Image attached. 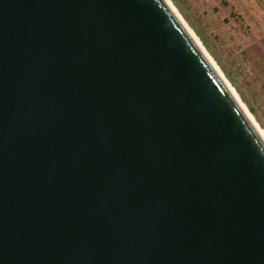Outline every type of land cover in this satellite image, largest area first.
Instances as JSON below:
<instances>
[{"label": "water", "instance_id": "water-1", "mask_svg": "<svg viewBox=\"0 0 264 264\" xmlns=\"http://www.w3.org/2000/svg\"><path fill=\"white\" fill-rule=\"evenodd\" d=\"M0 264H264V142L163 0H0Z\"/></svg>", "mask_w": 264, "mask_h": 264}, {"label": "rangeland", "instance_id": "rangeland-1", "mask_svg": "<svg viewBox=\"0 0 264 264\" xmlns=\"http://www.w3.org/2000/svg\"><path fill=\"white\" fill-rule=\"evenodd\" d=\"M264 136V0H168Z\"/></svg>", "mask_w": 264, "mask_h": 264}, {"label": "bare ground", "instance_id": "bare-ground-1", "mask_svg": "<svg viewBox=\"0 0 264 264\" xmlns=\"http://www.w3.org/2000/svg\"><path fill=\"white\" fill-rule=\"evenodd\" d=\"M166 5L170 8V10L172 11V13L175 15V17L179 20V22L181 23L183 29L186 31V33L189 35V37L192 39V41L197 45V47L200 49V51L203 53V55L205 56V58L207 59V61L211 64V66L213 67V69L216 71V73L219 75V77L221 78V80L223 81V83L225 84V86L228 88V90L230 91V93L232 94V96L235 98V100L238 102V104L240 105L241 109L243 110V112L245 113V115L249 118V120L251 121L252 125L255 127V130L257 131V133L259 134V136L261 137V139L264 142V136L263 134L260 132V130L257 128V126L252 122L248 112L246 111V109L243 107V105L238 101L237 97L235 96V94L232 92L231 88H229L228 84L225 82V80L222 78L221 74L219 73V71L217 70V68L213 65L211 59H209V57L207 56V54L205 53L204 49L202 48V46L200 45L199 41L196 39V37L192 34V32L189 30V28L185 25V23L181 20V18L179 17V15L175 12V10L173 9V7L170 5L168 0H163Z\"/></svg>", "mask_w": 264, "mask_h": 264}]
</instances>
